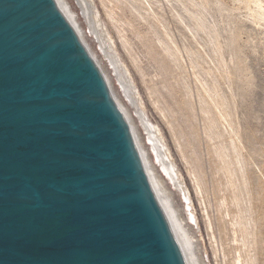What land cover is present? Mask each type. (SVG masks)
Wrapping results in <instances>:
<instances>
[{
  "label": "water",
  "instance_id": "95a60500",
  "mask_svg": "<svg viewBox=\"0 0 264 264\" xmlns=\"http://www.w3.org/2000/svg\"><path fill=\"white\" fill-rule=\"evenodd\" d=\"M0 264H192L165 183L59 0H0Z\"/></svg>",
  "mask_w": 264,
  "mask_h": 264
},
{
  "label": "rangeland",
  "instance_id": "374dc122",
  "mask_svg": "<svg viewBox=\"0 0 264 264\" xmlns=\"http://www.w3.org/2000/svg\"><path fill=\"white\" fill-rule=\"evenodd\" d=\"M60 1L165 183L192 263L264 264V0Z\"/></svg>",
  "mask_w": 264,
  "mask_h": 264
},
{
  "label": "bare ground",
  "instance_id": "6f19581e",
  "mask_svg": "<svg viewBox=\"0 0 264 264\" xmlns=\"http://www.w3.org/2000/svg\"><path fill=\"white\" fill-rule=\"evenodd\" d=\"M60 1V0H59ZM81 2H82V4H83V6L85 7V10L86 11H88V7H87V4H86V1L85 0H80ZM249 1V0H248ZM257 1V0H256ZM253 2H255V0H253ZM60 3H61V5H62V2L60 1ZM256 3H260V2H255L254 4L256 5ZM256 6H260V5H256ZM64 8V7H63ZM259 8V7H258ZM261 9H262V7H260ZM258 10L257 8H256V10H255V8H254V10L256 11V12H258V11H260V13L258 12L256 15H257V18H259L260 16H262V18H260V19H262L263 21H264V6H263V9L262 10ZM64 10H65V12L67 13V15H68V17L70 18V20H71V22H72V24L74 25V27H75V24H74V21H73V19H72V17H71V15H70V13L64 8ZM258 10V11H257ZM85 11V12H86ZM98 12V11H97ZM255 12V13H256ZM258 14L260 15L259 17H258ZM93 15L95 16V14L93 13ZM96 15H98L97 13H96ZM93 17V16H92ZM254 17H255V14H254ZM94 18H96V16L94 17ZM97 20V19H96ZM99 24V23H98ZM75 29H76V27H75ZM77 30V29H76ZM78 32V31H77ZM108 42V41H107ZM120 78H121V76H120ZM122 79V78H121ZM127 81V80H126ZM129 83V82H128ZM131 84V83H130ZM128 87H129V85H127V89H128ZM129 88H131V87H129ZM128 91V90H127ZM157 129V128H156ZM150 130V129H149ZM158 133H159V131H158ZM148 134H149V131H148ZM160 134V133H159ZM149 136V141L151 142L150 144L152 145V147H153V149H151L152 150V152H153V150L156 152V155H157V158L158 159H160V164H161V168H162V170L165 172V174L168 176V177H170V178H172L173 179V181L175 180V175H174V168H173V166H172V164L171 163H169V162H167V160L164 158V156H163V154H162V152L160 151V142H159V138L158 137H160L161 138V136H155V134L152 132V134H149L148 135ZM162 139V138H161ZM175 183V182H174ZM186 194H188V193H186ZM185 199H186V201H187V197H184ZM172 201V200H171ZM174 212H175V209H174ZM176 214V213H175ZM177 218V217H176ZM177 221H178V223H179V226H180V229H181V232H182V235H183V238H184V241H185V244H186V246H187V249H188V252H190L191 251V242L188 240V238L186 237V234H185V231L183 230V228H182V226H181V221L180 220H178L177 219ZM180 221V222H179ZM190 254H192V253H190ZM191 257H192V255H190ZM191 261H192V259H191ZM192 264H194V261H193V263Z\"/></svg>",
  "mask_w": 264,
  "mask_h": 264
}]
</instances>
